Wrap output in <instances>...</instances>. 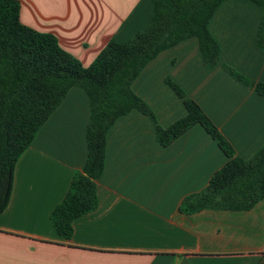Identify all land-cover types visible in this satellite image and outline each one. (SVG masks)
<instances>
[{
    "label": "crops",
    "instance_id": "obj_1",
    "mask_svg": "<svg viewBox=\"0 0 264 264\" xmlns=\"http://www.w3.org/2000/svg\"><path fill=\"white\" fill-rule=\"evenodd\" d=\"M19 20L52 34L88 66L110 40L122 41L150 20L151 0H17ZM262 10L250 0H223L208 22L220 63L204 64L195 37L160 51L131 88L159 125L185 114L177 83L247 159L264 145V49L255 33ZM231 68L247 83L233 77ZM89 103L71 87L15 163L11 194L0 213V264H255L264 252V198L247 210H179L228 159L195 124L161 145L151 119L132 109L106 138L104 168L96 180L97 206L59 236L50 212L86 158Z\"/></svg>",
    "mask_w": 264,
    "mask_h": 264
},
{
    "label": "trees",
    "instance_id": "obj_2",
    "mask_svg": "<svg viewBox=\"0 0 264 264\" xmlns=\"http://www.w3.org/2000/svg\"><path fill=\"white\" fill-rule=\"evenodd\" d=\"M222 1L151 0L149 22L125 40H110L84 67L52 34L22 24L17 0H0V213L11 194L17 159L73 86L85 92L89 103L86 158L50 212L59 236L68 238L73 220L97 206L96 180L104 168L107 132L117 118L132 109L151 119L161 145L200 124L228 157L204 188L182 199L180 211L193 213L209 207L247 210L264 198V145L247 159L233 155L231 145L199 104L169 78L166 82L182 99L186 112L166 127L158 124L151 108L131 88L143 67L160 51L190 37L197 39L207 68L219 64V45L208 22ZM250 1L262 10L254 39L264 49V0ZM224 68L239 81L248 82L231 68ZM254 89L264 97V83H256ZM255 264H264V252Z\"/></svg>",
    "mask_w": 264,
    "mask_h": 264
}]
</instances>
